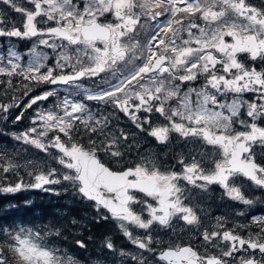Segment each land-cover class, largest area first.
<instances>
[{"label":"snow or ice","instance_id":"obj_1","mask_svg":"<svg viewBox=\"0 0 264 264\" xmlns=\"http://www.w3.org/2000/svg\"><path fill=\"white\" fill-rule=\"evenodd\" d=\"M0 38V122L32 110L0 130L20 146L0 147V196L94 213L0 223V264H264V0H0ZM217 189L242 207L213 215ZM102 223L130 247L56 246L87 252Z\"/></svg>","mask_w":264,"mask_h":264},{"label":"rangeland","instance_id":"obj_2","mask_svg":"<svg viewBox=\"0 0 264 264\" xmlns=\"http://www.w3.org/2000/svg\"><path fill=\"white\" fill-rule=\"evenodd\" d=\"M14 15V14H13ZM4 40L0 38V44H3ZM17 46L20 48L21 51L25 50L26 48L31 47L30 42L28 41H18L16 42ZM27 99L28 98H24V103H27ZM46 104H50V102H47ZM23 107V105L21 106ZM21 109H15L13 110V112L11 113V115H9L8 121L7 122H0V130L3 131H22L24 130L26 127H28L29 123H23L24 121H28L32 115V112H25V116L24 119L21 122H18L16 124L12 123V120L14 119L15 115L19 114ZM142 140H149L152 141V143L154 144V146L152 145H143L140 149V151H145L147 149H151L152 151L156 152L157 154H159L162 158L167 159L168 157L165 155L166 151H168L167 149H165L163 146H157L155 144V142L151 139V138H141ZM0 147H6L9 151H11L13 149V147H20L19 145H17L14 141H12L8 136H3L0 135ZM181 145H176L175 142H173V147H172V151H179L181 150ZM135 151H133V153L131 154L132 156H135ZM28 156L33 157V158H39V159H46L44 157L43 154L37 153L35 150H30L27 153ZM50 166H57L55 165L54 161H49ZM23 175V173H22ZM25 179H28L25 176ZM36 191H40V193H46L43 192L41 190H27V191H22L20 193L15 194L14 196H0L1 199L3 200V203L0 204V207H5V199L6 198H10V200L7 201V205L9 204V202H11L12 204L15 205H20L21 208L15 210L14 212L17 213H21V214H17L14 216V218L11 220V223L14 222H27L28 220H30L32 213H37L38 211H40L39 206L36 204V194L34 192ZM50 198H53V200H55L57 202L56 205L52 206L51 208H49L47 210V214H49V219L47 221H45L44 223H47L50 219H52L54 216H64L67 213L68 209H71L72 211V215L76 216L77 218H90L94 213L92 212V209H90L89 207H87L84 204H78V203H74L72 201V198L69 194H63L61 196H56L53 193H48ZM20 195L24 196L23 199H20ZM216 199H214L211 202V212L213 215H224V214H231V212L233 211L234 208H239L242 207L240 205H233L231 202L228 201H221L218 197H219V190H216ZM258 195V193H257ZM21 201V202H20ZM44 203L45 204H50V202H52L50 199H44ZM31 205L30 207L26 208L27 206ZM60 204V205H58ZM261 211H264V209H257L255 211V214L259 215L261 214ZM24 214V215H22ZM36 219H40L41 216L40 214H34ZM101 225V224H100ZM106 226L114 229L115 227L111 224V223H107L105 224ZM117 232V231H116ZM118 233V232H117ZM84 234V233H83ZM119 234V233H118ZM113 237L115 236V232H111L110 234H107ZM120 236V235H119ZM103 236H97L95 238V240L99 241L102 239ZM121 239H123L120 236ZM165 239H167V237H164ZM189 239H192L193 243H196L194 238H190L189 236H185L184 240L188 241ZM59 239H56V242H58ZM66 243L68 244V247L70 248V246L72 245V243L70 242V238L65 240ZM125 241V240H124ZM118 246H123V247H130V245L127 244V242L125 241L124 244L122 245H118ZM65 251H67L66 249H64ZM69 252V251H68ZM98 252V245L95 246V248L91 251H87L86 255L84 256V258H80L78 256V254L74 253L72 255H74L75 257H78L80 259H85L88 256H95V254ZM70 253V252H69ZM71 254V253H70Z\"/></svg>","mask_w":264,"mask_h":264},{"label":"trees","instance_id":"obj_3","mask_svg":"<svg viewBox=\"0 0 264 264\" xmlns=\"http://www.w3.org/2000/svg\"><path fill=\"white\" fill-rule=\"evenodd\" d=\"M41 201V200H39ZM47 216H43L42 219H46ZM37 223H41L40 219L37 220ZM115 232L114 229L106 226V225H92V224H89V230L84 232V237L87 238L89 235L92 237V240L89 241V248L88 249H92V248H95L96 246V243H98L99 241L95 240V238L97 236H104V235H107V234H110L111 232ZM118 233L115 232V236H114V240L115 241H121L118 237H117ZM61 242H66L65 240H62L61 239ZM78 254H79V257H83L86 255V252L84 250H79L78 251Z\"/></svg>","mask_w":264,"mask_h":264},{"label":"flooded vegetation","instance_id":"obj_4","mask_svg":"<svg viewBox=\"0 0 264 264\" xmlns=\"http://www.w3.org/2000/svg\"><path fill=\"white\" fill-rule=\"evenodd\" d=\"M254 2H255V0H254ZM40 90H41V89H38L37 91L39 92ZM121 123H122L124 126L127 127V121L122 120ZM149 143H150L149 140H142V146H143V145H149Z\"/></svg>","mask_w":264,"mask_h":264},{"label":"bare ground","instance_id":"obj_5","mask_svg":"<svg viewBox=\"0 0 264 264\" xmlns=\"http://www.w3.org/2000/svg\"><path fill=\"white\" fill-rule=\"evenodd\" d=\"M116 232V231H115ZM117 237L121 240V241H116V243H117V245H122V244H124V239H121L120 238V236H119V234L117 235ZM99 243L100 242H98V243H96V245H99ZM94 248H92V249H88V251H91V250H93ZM80 258H84V256L83 257H80Z\"/></svg>","mask_w":264,"mask_h":264}]
</instances>
